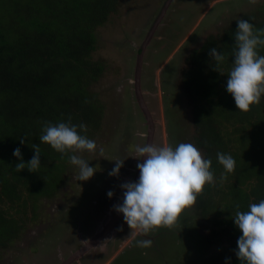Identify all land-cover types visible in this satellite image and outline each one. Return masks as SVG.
<instances>
[{
  "label": "rangeland",
  "instance_id": "1",
  "mask_svg": "<svg viewBox=\"0 0 264 264\" xmlns=\"http://www.w3.org/2000/svg\"><path fill=\"white\" fill-rule=\"evenodd\" d=\"M258 15H264V0H117L116 11L97 28L93 51V58L105 63L103 75L92 85L103 108L100 128L91 137L97 150L75 153L97 170L79 181L78 168L68 161L57 192L23 207L21 217L26 222L11 242L0 246V264H59L114 216L113 205L123 198L120 184L135 179L142 159L135 157L139 153L134 146L147 143L149 125L135 89V75L139 49L156 20L157 28L143 54L140 80L155 126L152 143L191 142L206 157L193 104L182 86V70L208 40L219 41L235 28L236 19ZM259 51L264 54V46ZM115 159H125L118 176L109 175ZM109 190L114 192L111 198ZM199 213L189 206L172 227L135 236L121 214L106 237L70 264H221L234 252L237 238ZM137 239L153 243L142 248L136 245Z\"/></svg>",
  "mask_w": 264,
  "mask_h": 264
},
{
  "label": "trees",
  "instance_id": "2",
  "mask_svg": "<svg viewBox=\"0 0 264 264\" xmlns=\"http://www.w3.org/2000/svg\"><path fill=\"white\" fill-rule=\"evenodd\" d=\"M116 6L117 0H0V246L11 242L26 222L23 207L54 195L64 181L67 154L40 142L42 124L84 122L90 138L100 128L103 108L92 85L105 63L95 60L93 51L97 28ZM248 19L264 27V15ZM236 27L219 41L208 40L181 74L199 143L218 181L204 186L194 207L231 238L241 235L231 217L235 205L247 210L249 202L264 198V97L248 111L238 110L225 88L227 73L214 70L209 55L212 47L224 51L227 72ZM33 143L39 144L40 167L17 170L13 149L19 147L27 161L34 155ZM218 151L230 153L236 162L223 181ZM227 258L221 264H240L234 252Z\"/></svg>",
  "mask_w": 264,
  "mask_h": 264
},
{
  "label": "clouds",
  "instance_id": "3",
  "mask_svg": "<svg viewBox=\"0 0 264 264\" xmlns=\"http://www.w3.org/2000/svg\"><path fill=\"white\" fill-rule=\"evenodd\" d=\"M236 20L237 27L232 33L234 44L230 53L231 67L227 72L223 68L226 59L224 51L212 47L209 55L214 61L211 64L213 69L221 74L227 73L225 88L232 95L237 109L248 111L264 97V54L259 51L264 46V27H256L246 18ZM86 131L87 125L84 122L76 124L68 119L56 123L44 122L39 135L40 142H46L54 150L67 154L69 163L78 168L79 181L91 178L97 170L96 166L88 163L89 160L75 154L77 151L97 150L96 141L88 137ZM24 142L21 138V143ZM31 147L34 155L27 161L23 159L19 147L13 149V155L19 158L15 164L17 170L28 168L35 172L40 167L39 144L33 143ZM134 151L139 153L135 157H143L142 162H137L139 177L135 181L120 184L123 189L122 202L113 205L117 213L123 214L122 218L133 236L138 233L147 234L161 226L172 227L180 214L195 204L204 186L215 183L211 158L202 156L198 147L191 142H178L175 146L137 144ZM216 159L224 169L220 177L223 181L227 173L234 170L236 162L230 153L219 151ZM124 160L115 159L109 175L118 176ZM107 195L111 198L114 192L109 190ZM231 217L241 231L234 249L240 264H264V198L258 202H249L247 210H241L238 204L235 205ZM135 243L145 248L150 247L153 241L137 239Z\"/></svg>",
  "mask_w": 264,
  "mask_h": 264
},
{
  "label": "water",
  "instance_id": "4",
  "mask_svg": "<svg viewBox=\"0 0 264 264\" xmlns=\"http://www.w3.org/2000/svg\"><path fill=\"white\" fill-rule=\"evenodd\" d=\"M172 1L173 0H170V2H172ZM168 4H167V7H168ZM167 7H166V9H164L162 11V14L166 13ZM154 29H155V27L151 30V32L147 36L145 42L143 43L141 53H140V57H139V61H138V65H137V72L135 75V89L137 92V96L140 100L141 106L146 113L147 123L149 125V133H148L147 143H152L154 131H155V126H154V122H153V117L151 116V112L143 101L141 88H140V80H141L142 56H143L144 51L147 47L148 41L150 40L151 36L153 35ZM142 161H143V157L141 159V162ZM138 177H139V169H138L137 175L133 181L137 180ZM120 216H121V213L115 212L114 216L106 224H104L98 232H96L93 236H91L89 238V240H87L76 252H74L72 255H70L68 258H66L64 261L60 262L59 264H70L72 261L77 259L79 256H82L91 247H93L94 245L99 243L112 230V228L114 227L116 222H118V218Z\"/></svg>",
  "mask_w": 264,
  "mask_h": 264
},
{
  "label": "flooded vegetation",
  "instance_id": "5",
  "mask_svg": "<svg viewBox=\"0 0 264 264\" xmlns=\"http://www.w3.org/2000/svg\"><path fill=\"white\" fill-rule=\"evenodd\" d=\"M157 19H158V18H157ZM156 21H157V20H156ZM156 21H155V22L153 23V25L151 26V29H153L154 27H155V29L157 28V22H156ZM142 46H143V44H142ZM142 46H141L140 48H142Z\"/></svg>",
  "mask_w": 264,
  "mask_h": 264
},
{
  "label": "crops",
  "instance_id": "6",
  "mask_svg": "<svg viewBox=\"0 0 264 264\" xmlns=\"http://www.w3.org/2000/svg\"><path fill=\"white\" fill-rule=\"evenodd\" d=\"M85 240V238H83Z\"/></svg>",
  "mask_w": 264,
  "mask_h": 264
}]
</instances>
